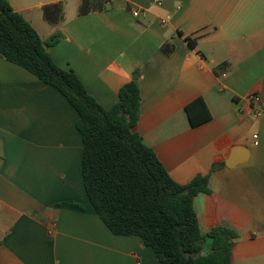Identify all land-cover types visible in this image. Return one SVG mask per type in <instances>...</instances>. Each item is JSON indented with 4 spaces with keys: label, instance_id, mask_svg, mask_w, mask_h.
Returning a JSON list of instances; mask_svg holds the SVG:
<instances>
[{
    "label": "crops",
    "instance_id": "0c3cea01",
    "mask_svg": "<svg viewBox=\"0 0 264 264\" xmlns=\"http://www.w3.org/2000/svg\"><path fill=\"white\" fill-rule=\"evenodd\" d=\"M9 2L43 41L62 36L53 60L104 108L140 69L144 143L177 183L209 176L194 199L202 233L227 226L239 234L232 264H264V114L244 99H264V0H109L83 15L80 0ZM59 2L64 18L50 23L44 7ZM198 98L210 119L193 126L185 108ZM78 119L57 89L0 54V264H160L96 214Z\"/></svg>",
    "mask_w": 264,
    "mask_h": 264
},
{
    "label": "trees",
    "instance_id": "16d2710c",
    "mask_svg": "<svg viewBox=\"0 0 264 264\" xmlns=\"http://www.w3.org/2000/svg\"><path fill=\"white\" fill-rule=\"evenodd\" d=\"M108 8L109 0H80L78 14ZM64 9L61 2L47 5L44 18L58 23ZM61 39L55 34L43 41L9 0H0V54L57 89L79 115L82 175L96 214L113 234L139 236L160 264H232L238 232L216 226L204 235L194 208L195 197L209 192V176L199 175L185 185L177 183L137 131L140 69L121 87L116 103L104 108L72 70L53 60L48 49ZM190 44L195 47L191 40ZM228 67L225 62L214 70L220 74ZM185 111L193 126L210 119L201 98ZM223 166L215 164L211 172Z\"/></svg>",
    "mask_w": 264,
    "mask_h": 264
},
{
    "label": "built area",
    "instance_id": "2783aa9c",
    "mask_svg": "<svg viewBox=\"0 0 264 264\" xmlns=\"http://www.w3.org/2000/svg\"><path fill=\"white\" fill-rule=\"evenodd\" d=\"M162 1V0H159ZM134 17H140V10H135L133 13ZM164 20L162 24H165ZM246 103L252 107V111L255 117H261L264 114V99L257 93H250L245 98ZM254 138H257L256 136Z\"/></svg>",
    "mask_w": 264,
    "mask_h": 264
}]
</instances>
